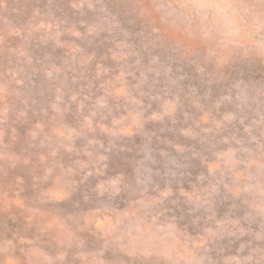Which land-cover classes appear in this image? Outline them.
<instances>
[{
	"label": "rangeland",
	"instance_id": "374dc122",
	"mask_svg": "<svg viewBox=\"0 0 264 264\" xmlns=\"http://www.w3.org/2000/svg\"><path fill=\"white\" fill-rule=\"evenodd\" d=\"M0 264H264V0H0Z\"/></svg>",
	"mask_w": 264,
	"mask_h": 264
},
{
	"label": "bare ground",
	"instance_id": "6f19581e",
	"mask_svg": "<svg viewBox=\"0 0 264 264\" xmlns=\"http://www.w3.org/2000/svg\"><path fill=\"white\" fill-rule=\"evenodd\" d=\"M217 2V1H216ZM262 8V7H261ZM216 10V9H215Z\"/></svg>",
	"mask_w": 264,
	"mask_h": 264
}]
</instances>
